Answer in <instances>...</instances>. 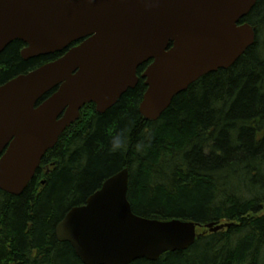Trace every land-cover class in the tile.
Listing matches in <instances>:
<instances>
[{
	"label": "water",
	"instance_id": "1",
	"mask_svg": "<svg viewBox=\"0 0 264 264\" xmlns=\"http://www.w3.org/2000/svg\"><path fill=\"white\" fill-rule=\"evenodd\" d=\"M258 1L0 0V54L16 40L28 44L25 60L67 50L0 86V190L20 196L81 110L94 104L105 114L137 87L144 64L139 111L153 122L202 77L231 68L256 41L242 21ZM128 191L124 168L67 213L59 242L84 264L155 262L231 225L145 218Z\"/></svg>",
	"mask_w": 264,
	"mask_h": 264
},
{
	"label": "trees",
	"instance_id": "2",
	"mask_svg": "<svg viewBox=\"0 0 264 264\" xmlns=\"http://www.w3.org/2000/svg\"><path fill=\"white\" fill-rule=\"evenodd\" d=\"M244 22L256 29L254 45L177 95L158 121L139 111L145 64L137 87L105 114L82 109L20 196L0 190V264H84L56 228L124 168L135 214L231 224L189 250L132 264H264V0ZM24 45L16 40L0 54V86L65 54L24 60ZM125 127L128 148L112 153L110 137ZM141 140L150 145L144 152L135 148Z\"/></svg>",
	"mask_w": 264,
	"mask_h": 264
},
{
	"label": "clouds",
	"instance_id": "3",
	"mask_svg": "<svg viewBox=\"0 0 264 264\" xmlns=\"http://www.w3.org/2000/svg\"><path fill=\"white\" fill-rule=\"evenodd\" d=\"M150 145L145 140L138 141L135 148L138 152H144ZM128 148V128H121L114 132L109 140V150L112 153H123Z\"/></svg>",
	"mask_w": 264,
	"mask_h": 264
},
{
	"label": "flooded vegetation",
	"instance_id": "4",
	"mask_svg": "<svg viewBox=\"0 0 264 264\" xmlns=\"http://www.w3.org/2000/svg\"><path fill=\"white\" fill-rule=\"evenodd\" d=\"M24 44H25V43H24ZM25 47H27V45H24V47L22 48V50H23ZM22 50H21V56H22Z\"/></svg>",
	"mask_w": 264,
	"mask_h": 264
},
{
	"label": "rangeland",
	"instance_id": "5",
	"mask_svg": "<svg viewBox=\"0 0 264 264\" xmlns=\"http://www.w3.org/2000/svg\"><path fill=\"white\" fill-rule=\"evenodd\" d=\"M94 110L96 111V108Z\"/></svg>",
	"mask_w": 264,
	"mask_h": 264
},
{
	"label": "bare ground",
	"instance_id": "6",
	"mask_svg": "<svg viewBox=\"0 0 264 264\" xmlns=\"http://www.w3.org/2000/svg\"><path fill=\"white\" fill-rule=\"evenodd\" d=\"M140 108V107H139Z\"/></svg>",
	"mask_w": 264,
	"mask_h": 264
}]
</instances>
